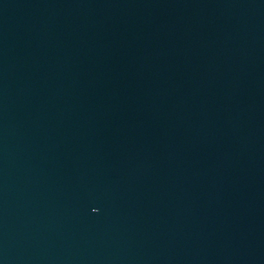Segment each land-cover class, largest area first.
Wrapping results in <instances>:
<instances>
[{"label":"water","instance_id":"obj_1","mask_svg":"<svg viewBox=\"0 0 264 264\" xmlns=\"http://www.w3.org/2000/svg\"><path fill=\"white\" fill-rule=\"evenodd\" d=\"M0 264H264V0H0Z\"/></svg>","mask_w":264,"mask_h":264}]
</instances>
